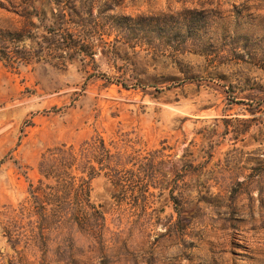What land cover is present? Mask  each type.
<instances>
[{
	"label": "rangeland",
	"instance_id": "rangeland-1",
	"mask_svg": "<svg viewBox=\"0 0 264 264\" xmlns=\"http://www.w3.org/2000/svg\"><path fill=\"white\" fill-rule=\"evenodd\" d=\"M0 264H264V0H0Z\"/></svg>",
	"mask_w": 264,
	"mask_h": 264
},
{
	"label": "trees",
	"instance_id": "trees-1",
	"mask_svg": "<svg viewBox=\"0 0 264 264\" xmlns=\"http://www.w3.org/2000/svg\"><path fill=\"white\" fill-rule=\"evenodd\" d=\"M73 13H76V9L75 7L71 8ZM92 8L90 9L89 15H92ZM66 16V12L61 10V14H60V19L62 20L61 26H60V31L62 32L61 34H58L56 36H58L61 40H66V39H72L73 35L72 33H70V31L72 32V30H70L68 28V24L66 22H64V18ZM101 36H106V34H103L105 32H101ZM3 36V40L2 42H22L21 37L18 33H10V32H5L2 33ZM92 40L87 41V43L84 45V47L87 50H93V48L95 47ZM3 50H9L10 46H8L7 44L5 46L2 47ZM15 51L17 49V47L15 46ZM53 51V50H50ZM17 53V52H15ZM72 151L70 150L68 153H64V152H60L58 153L61 157L59 160H57L58 162V169H55V165H51L50 167H48L47 170L50 174H54L57 172V170H70L74 164H75V158L72 157L71 155ZM42 169H43V165H42ZM54 169V170H51ZM43 171V170H42ZM51 171H55V172H51ZM94 171V170H92ZM97 174H93L90 178L89 181H81V185L78 188L77 192H81V196H85L87 198L86 203L82 206L81 208V212L77 213V217L76 218H72L70 221L76 223L82 230H84L85 232H89V234L92 235H97L100 234V230L102 228V223L104 222V217L103 214L98 211L93 205L89 204V182L96 177ZM58 177V176H57ZM59 182L57 181V187L64 185L69 188L72 189L73 187V180L69 181V182ZM56 190V189H54ZM42 193V190L40 187L35 188L31 194L33 195V197L35 198V200L38 198L39 194ZM64 209H62L60 206L56 207V210H54V215L58 218H61L62 216H64V214H62ZM62 215V216H61ZM67 215V214H65Z\"/></svg>",
	"mask_w": 264,
	"mask_h": 264
}]
</instances>
